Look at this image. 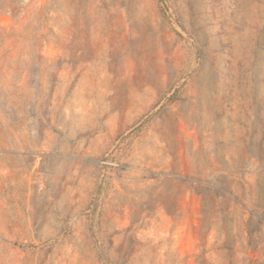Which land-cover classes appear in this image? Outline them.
Wrapping results in <instances>:
<instances>
[{"label": "rangeland", "instance_id": "374dc122", "mask_svg": "<svg viewBox=\"0 0 264 264\" xmlns=\"http://www.w3.org/2000/svg\"><path fill=\"white\" fill-rule=\"evenodd\" d=\"M0 264H264V0H0Z\"/></svg>", "mask_w": 264, "mask_h": 264}]
</instances>
